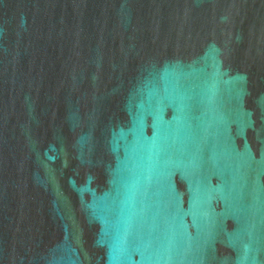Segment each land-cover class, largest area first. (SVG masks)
I'll return each instance as SVG.
<instances>
[{"label":"water","instance_id":"95a60500","mask_svg":"<svg viewBox=\"0 0 264 264\" xmlns=\"http://www.w3.org/2000/svg\"><path fill=\"white\" fill-rule=\"evenodd\" d=\"M0 264H264V0H0Z\"/></svg>","mask_w":264,"mask_h":264}]
</instances>
